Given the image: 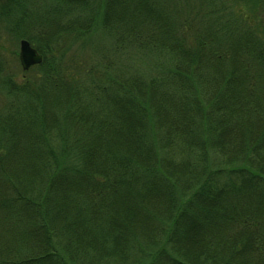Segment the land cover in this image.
I'll list each match as a JSON object with an SVG mask.
<instances>
[{"label":"trees","instance_id":"16d2710c","mask_svg":"<svg viewBox=\"0 0 264 264\" xmlns=\"http://www.w3.org/2000/svg\"><path fill=\"white\" fill-rule=\"evenodd\" d=\"M0 264H264V0H0Z\"/></svg>","mask_w":264,"mask_h":264},{"label":"water","instance_id":"95a60500","mask_svg":"<svg viewBox=\"0 0 264 264\" xmlns=\"http://www.w3.org/2000/svg\"><path fill=\"white\" fill-rule=\"evenodd\" d=\"M19 61L24 70L42 63L43 55L32 46L29 40L21 39L19 42Z\"/></svg>","mask_w":264,"mask_h":264},{"label":"rangeland","instance_id":"374dc122","mask_svg":"<svg viewBox=\"0 0 264 264\" xmlns=\"http://www.w3.org/2000/svg\"><path fill=\"white\" fill-rule=\"evenodd\" d=\"M11 42H12V45H11ZM4 43H5V46L8 47L5 50V54L8 56L10 63L15 66V64H17V60L19 62V42H17V44L15 46V43L13 44V41L8 40V37L4 36ZM12 47L14 49L16 48L17 57H14L13 54L10 53L11 49H12V51H14V49ZM19 64H20V62H19Z\"/></svg>","mask_w":264,"mask_h":264}]
</instances>
